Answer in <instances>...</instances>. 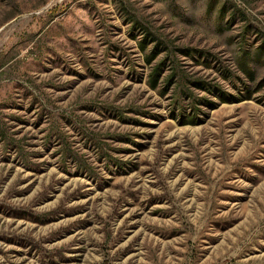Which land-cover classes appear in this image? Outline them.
<instances>
[{
	"label": "rangeland",
	"instance_id": "374dc122",
	"mask_svg": "<svg viewBox=\"0 0 264 264\" xmlns=\"http://www.w3.org/2000/svg\"><path fill=\"white\" fill-rule=\"evenodd\" d=\"M0 264H264V0H0Z\"/></svg>",
	"mask_w": 264,
	"mask_h": 264
},
{
	"label": "trees",
	"instance_id": "16d2710c",
	"mask_svg": "<svg viewBox=\"0 0 264 264\" xmlns=\"http://www.w3.org/2000/svg\"><path fill=\"white\" fill-rule=\"evenodd\" d=\"M154 55H152L151 57H150V59L148 60V62L150 63L153 59H154ZM158 78H159V74L157 73V74H155V75H153V86H155L156 84H157V82H158Z\"/></svg>",
	"mask_w": 264,
	"mask_h": 264
}]
</instances>
